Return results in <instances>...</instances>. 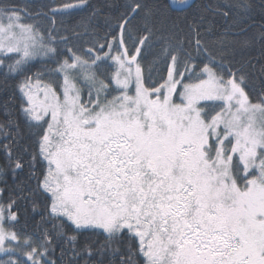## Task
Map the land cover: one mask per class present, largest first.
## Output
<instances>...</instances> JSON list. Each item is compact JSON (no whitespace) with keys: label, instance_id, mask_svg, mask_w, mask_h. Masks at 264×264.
<instances>
[{"label":"snow or ice","instance_id":"obj_1","mask_svg":"<svg viewBox=\"0 0 264 264\" xmlns=\"http://www.w3.org/2000/svg\"><path fill=\"white\" fill-rule=\"evenodd\" d=\"M30 3L0 0V264H264V0L255 33L251 0Z\"/></svg>","mask_w":264,"mask_h":264},{"label":"trees","instance_id":"obj_2","mask_svg":"<svg viewBox=\"0 0 264 264\" xmlns=\"http://www.w3.org/2000/svg\"><path fill=\"white\" fill-rule=\"evenodd\" d=\"M16 2L24 3L25 0H16ZM64 2H69V0H31L30 7L33 10L47 12L50 6L55 7ZM70 2L78 4L80 0H70ZM154 2L158 4L161 9L164 10L167 15L170 16L173 20L182 21L185 17H191L197 12L202 15H205L209 19L218 20V17L213 16V10L217 5L227 2V0H197L196 3L190 9L182 12L174 11L170 7L168 0H154ZM251 2L255 6L251 13V15L256 18V23L252 28V32L255 33L258 32L259 24L261 23L259 19V15L261 12V0H251ZM102 3H112L120 5L125 3V0H87L86 4L73 9L70 15L57 16V21L59 23L60 20H63L65 27L73 28L80 22L87 20L91 16L93 10ZM100 22L102 23L103 20L101 19ZM40 23L43 26H47V20L45 19H42ZM249 23L251 24L252 21H249ZM134 25H136V27L133 28V37H135L136 35L137 28L142 27V22L135 21ZM249 35H251V33ZM157 52L158 49L156 47H150L146 48L142 53L143 58L141 60V63L145 70V76L147 77L149 73H151L153 80L159 79L160 75L163 74L164 68L161 59L158 58V56L156 55ZM253 55H258V52H254ZM2 99L3 97H0V100ZM36 219L38 220L39 218L37 217ZM28 227L29 229H31V224H29Z\"/></svg>","mask_w":264,"mask_h":264},{"label":"water","instance_id":"obj_3","mask_svg":"<svg viewBox=\"0 0 264 264\" xmlns=\"http://www.w3.org/2000/svg\"><path fill=\"white\" fill-rule=\"evenodd\" d=\"M197 0H185L184 3H180L179 0H168L170 7L174 11L182 12L190 9Z\"/></svg>","mask_w":264,"mask_h":264},{"label":"rangeland","instance_id":"obj_4","mask_svg":"<svg viewBox=\"0 0 264 264\" xmlns=\"http://www.w3.org/2000/svg\"><path fill=\"white\" fill-rule=\"evenodd\" d=\"M78 8V7H77Z\"/></svg>","mask_w":264,"mask_h":264}]
</instances>
